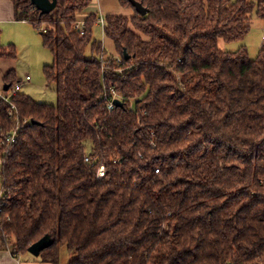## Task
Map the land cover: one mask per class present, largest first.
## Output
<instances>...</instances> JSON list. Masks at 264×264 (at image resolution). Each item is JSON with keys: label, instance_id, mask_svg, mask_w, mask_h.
<instances>
[{"label": "trees", "instance_id": "obj_1", "mask_svg": "<svg viewBox=\"0 0 264 264\" xmlns=\"http://www.w3.org/2000/svg\"><path fill=\"white\" fill-rule=\"evenodd\" d=\"M10 1L53 56L56 104L0 97V250L24 256L48 234L50 264L60 246L68 264H264V50L219 48L252 14L264 23V0H134L143 16L118 0L132 15H104L102 31L119 64L93 38L97 14L73 29L92 0L47 14Z\"/></svg>", "mask_w": 264, "mask_h": 264}, {"label": "rangeland", "instance_id": "obj_2", "mask_svg": "<svg viewBox=\"0 0 264 264\" xmlns=\"http://www.w3.org/2000/svg\"><path fill=\"white\" fill-rule=\"evenodd\" d=\"M230 1L233 2L234 0ZM102 30V27L96 24L92 29L93 38L102 41ZM263 30V21L257 19L252 14L250 29L245 38L239 42L232 43L220 41L219 48L224 51L234 52L244 47L247 50L249 58L254 59L262 44L260 37ZM22 33L20 28L6 26L4 21H0V46L6 49L10 45L15 47L14 59L9 57L0 58V92H3L1 88L4 83V76L9 70L13 69L16 80L21 83V87L18 90L19 93L30 97L35 102L54 105L56 104L55 86L54 84L48 85L43 74L44 66L52 64L53 56L45 48H36L31 43L27 44L28 38ZM36 35L38 36V34ZM104 48L108 52L110 47L105 43ZM25 76H29V82H24ZM73 256L74 254L67 250L65 246H60L58 251V264H68ZM15 259L23 262L26 259H37V257L28 253L26 256L15 257Z\"/></svg>", "mask_w": 264, "mask_h": 264}, {"label": "crops", "instance_id": "obj_3", "mask_svg": "<svg viewBox=\"0 0 264 264\" xmlns=\"http://www.w3.org/2000/svg\"><path fill=\"white\" fill-rule=\"evenodd\" d=\"M90 14H97L98 16L101 15L103 17L106 14H123L126 16H130L132 15V11L122 8L118 0H92L81 12L76 13V19L84 20ZM0 21H4V24H6V26L20 28L23 32L22 34H24L28 38L27 44L31 43L36 48H41V47L44 48L42 46V41L40 36L41 33L36 29H34L31 26V24L24 21H18L15 19L14 7L10 0H0ZM36 34H38V36L40 37H38ZM102 37L103 39L101 41V44L103 48L105 43H107L110 47L108 49V52L105 50L107 53L106 55L115 54V48L113 42L104 34L102 35ZM4 86L5 84L3 83L1 88L3 92H4ZM3 92H0V94ZM0 264H50V263L42 262L38 257L37 259H26L23 262L21 261L19 262L15 259V257L11 254L9 250H5V251L0 250Z\"/></svg>", "mask_w": 264, "mask_h": 264}, {"label": "built area", "instance_id": "obj_4", "mask_svg": "<svg viewBox=\"0 0 264 264\" xmlns=\"http://www.w3.org/2000/svg\"><path fill=\"white\" fill-rule=\"evenodd\" d=\"M85 19L84 20H77L76 19L75 24L73 26V29L77 30L81 36L84 34V25H85L84 22H85ZM97 24L99 26H101L102 29H103V27L105 26V20H104L103 16H101V15L98 16ZM40 31L41 32H45L44 28H40ZM260 38H261V41H262V44H261L260 48L264 50V30L262 31V34H261ZM114 58H115L116 63L119 64L121 62L120 57L114 55ZM29 79H30L29 76H26L25 79H24V82L29 81ZM20 87H21V83L16 81L9 89L6 90L7 92L1 93L0 97L2 99H4L5 101L10 102V98L13 95L17 94V92L20 89ZM109 91H110V99L106 103V110L108 112H111L113 110V108L115 107L114 100L115 99L121 100V96L111 86H110ZM9 115H11V112H9ZM17 130H18V127L15 130H13L12 133H10L9 135H6V137H5V142L6 143H13L14 142ZM97 176H98V178H101V177L104 176V167L103 166H100V168L98 169Z\"/></svg>", "mask_w": 264, "mask_h": 264}, {"label": "water", "instance_id": "obj_5", "mask_svg": "<svg viewBox=\"0 0 264 264\" xmlns=\"http://www.w3.org/2000/svg\"><path fill=\"white\" fill-rule=\"evenodd\" d=\"M128 1L134 7L135 11L139 15L143 16V15L148 13V10L146 8L142 7L141 4H139L138 2H136L134 0H128ZM30 3L41 14L49 13L56 6V0H30ZM123 54L125 55L126 53L124 52ZM125 56L127 58V55H125ZM8 87L9 86L5 85L4 91H6L8 89ZM114 104H115V106H121V101L115 99ZM52 243H53V240L51 239V237L48 234L44 235L37 242L30 245L27 249V252L34 257H38L39 254L41 253V251H43L44 249L51 246Z\"/></svg>", "mask_w": 264, "mask_h": 264}]
</instances>
